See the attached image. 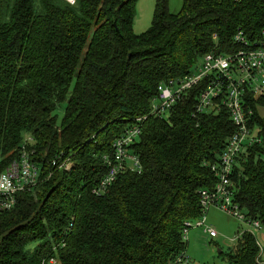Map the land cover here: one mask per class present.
<instances>
[{"label": "trees", "instance_id": "1", "mask_svg": "<svg viewBox=\"0 0 264 264\" xmlns=\"http://www.w3.org/2000/svg\"><path fill=\"white\" fill-rule=\"evenodd\" d=\"M137 1L0 0V173L26 136L43 171L0 213V264H172L186 252L185 224L201 217L200 191L215 188L212 167L236 131L226 109L196 114L200 87L148 117L132 146L141 174L119 173L101 196L93 189L115 140L150 115L158 86L191 75L208 52L236 49L239 30L257 38L264 0H183L176 14L156 0L140 35ZM251 106L262 142L239 154L231 179L234 202L264 223V99ZM68 159L70 171L53 165ZM221 256L264 264L250 233Z\"/></svg>", "mask_w": 264, "mask_h": 264}, {"label": "built area", "instance_id": "2", "mask_svg": "<svg viewBox=\"0 0 264 264\" xmlns=\"http://www.w3.org/2000/svg\"><path fill=\"white\" fill-rule=\"evenodd\" d=\"M68 1L74 3V0ZM234 45L237 48L232 51L208 52L191 75L182 79H171L158 86V95L152 102L150 115L136 118L132 126L115 140L113 153L104 158L108 170L106 176L100 179L93 189L96 196L104 194L117 180L119 173H142L140 157L132 146L142 135L148 117L167 116L188 91L200 87L194 106L196 114L218 113L226 109L236 131L228 139L220 161L212 167L217 178L215 188L200 191L202 215L197 220L186 222L183 238L188 240L190 229L193 227L204 228V232L213 239L218 237L217 231L207 223L208 212L214 206L251 227L250 231L243 230L239 233L232 241L235 244L246 233L256 237L257 232H264V223L259 220H249L234 202L231 179L239 154L245 148L262 142V138L256 133L257 130L251 126L255 115L251 102L257 103L264 99V29L254 39L248 38L239 30L234 37ZM33 144V138L26 136L19 157L0 173V213L12 210L18 202V196L32 191L42 180V165L34 161ZM53 165L66 171H70L74 166L69 159L63 163L55 160ZM256 240L262 251L263 242L261 243L257 238ZM53 263L55 264L54 261ZM172 264L192 263L186 252H182Z\"/></svg>", "mask_w": 264, "mask_h": 264}, {"label": "rangeland", "instance_id": "3", "mask_svg": "<svg viewBox=\"0 0 264 264\" xmlns=\"http://www.w3.org/2000/svg\"><path fill=\"white\" fill-rule=\"evenodd\" d=\"M156 0H138L136 4V19L134 23V32L143 34L148 31L152 25ZM183 8V0H170L171 13H179ZM66 111V103H62L56 114L58 116L59 125L62 122ZM264 115V109L260 111ZM207 223L213 227L218 237L211 238L209 234L204 232V228L193 227L188 235V245L186 254L192 264H229L221 256L234 250L236 244L232 242L236 239L243 230L250 231L251 227L241 222L233 215L220 210L217 207H211L207 216ZM260 232L256 233V238H259ZM35 246V244L33 245ZM261 260L264 262V243L261 244Z\"/></svg>", "mask_w": 264, "mask_h": 264}, {"label": "crops", "instance_id": "4", "mask_svg": "<svg viewBox=\"0 0 264 264\" xmlns=\"http://www.w3.org/2000/svg\"><path fill=\"white\" fill-rule=\"evenodd\" d=\"M259 238H260V240H262L261 243L262 242L264 243V232H260Z\"/></svg>", "mask_w": 264, "mask_h": 264}]
</instances>
